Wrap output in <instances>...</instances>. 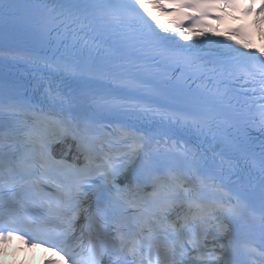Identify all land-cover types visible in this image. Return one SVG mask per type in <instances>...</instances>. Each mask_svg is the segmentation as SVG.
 Returning <instances> with one entry per match:
<instances>
[{"label":"snow or ice","instance_id":"obj_1","mask_svg":"<svg viewBox=\"0 0 264 264\" xmlns=\"http://www.w3.org/2000/svg\"><path fill=\"white\" fill-rule=\"evenodd\" d=\"M230 3L0 0V240L64 264H264V48L203 31Z\"/></svg>","mask_w":264,"mask_h":264}]
</instances>
